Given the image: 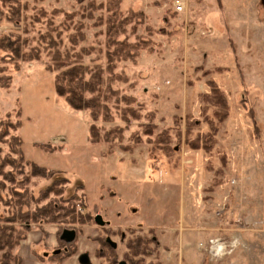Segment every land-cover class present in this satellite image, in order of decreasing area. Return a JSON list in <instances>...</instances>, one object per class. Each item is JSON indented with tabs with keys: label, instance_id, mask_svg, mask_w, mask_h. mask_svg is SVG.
I'll return each mask as SVG.
<instances>
[{
	"label": "rangeland",
	"instance_id": "1",
	"mask_svg": "<svg viewBox=\"0 0 264 264\" xmlns=\"http://www.w3.org/2000/svg\"><path fill=\"white\" fill-rule=\"evenodd\" d=\"M106 1L22 0L26 5L23 16L0 23V33L20 32L30 46L41 50L38 60L22 61L17 71L9 65L11 83L7 89L0 87V121L20 119L21 126L10 130L23 140L25 158L61 171L24 181L35 198L28 201V210L58 204L60 198L53 194L39 200L40 191L56 177H64L62 197L73 195L78 212L107 220L109 209L123 206V216L148 220L143 230L121 229L126 238L157 233L175 239L182 232H201L194 249L205 264H264V4L261 0H185V9L176 11L172 0H119L129 20L121 38L130 43L141 38L148 41L133 61L117 64L115 73L127 79L113 83L120 95L135 97L133 107L140 118L123 121L112 99L108 103L112 121L101 117L93 121L87 110L72 109L56 94V71L47 69L54 61L45 40L51 35L62 52L68 51V59L59 62L63 65L70 64L73 53L83 48L88 51L81 58L83 63L104 67ZM80 32L85 38L73 46L70 36ZM210 81L224 93L229 109L225 120L217 123L212 148L194 149L185 139L194 141L209 132L205 119L212 108L203 95ZM92 123L101 136L120 127L122 136L110 138L111 143H91ZM145 125H155L150 136L144 134ZM163 129L168 132L170 150L154 143ZM0 147L5 156L8 145L0 142ZM28 169L24 166L22 173H16V183L23 181ZM0 181L5 184L0 201V225L4 226L8 225L4 220L16 217L18 210L9 191L11 182L1 176ZM180 194L195 219L201 215L197 228L180 213ZM155 218L176 221V225L169 232L149 228ZM92 224L94 219L73 226L78 231L76 247L79 241L86 242L83 229ZM157 224L160 227L161 222ZM12 225L29 227L12 251L19 256L17 247L28 240L38 264L47 263L43 252H50L52 246L46 239H28L31 232L53 228L59 247L61 229L70 227L43 216ZM111 238L117 243L118 257L124 256V241L118 234ZM148 248V255L136 258L141 259L139 264H188L178 250L169 256L159 255L155 243Z\"/></svg>",
	"mask_w": 264,
	"mask_h": 264
},
{
	"label": "trees",
	"instance_id": "2",
	"mask_svg": "<svg viewBox=\"0 0 264 264\" xmlns=\"http://www.w3.org/2000/svg\"><path fill=\"white\" fill-rule=\"evenodd\" d=\"M107 11L105 18L106 28V64L104 67L98 64H85L82 62L83 54H87L88 51L81 48V51L73 53V60L70 64L63 65L59 63L68 59V51L62 52L60 50L59 41L55 40L51 35H47L48 40H45V35H42V41L46 44L51 60L54 61L53 65H47L49 71H56L54 76V89L56 94L63 98L66 104L72 109L87 110L90 118L95 121L101 117L104 121H112V116L108 108V103L114 99L115 105L118 107L120 118L123 121L128 122L129 118L138 120L140 113L133 104L136 102L134 96L120 95L118 89L113 86L116 80L126 81V75H118L115 73V67L122 60L133 61L138 56L139 50L148 47V41L144 39H137L134 43H130L124 36V27L129 23L127 15H124L119 8V0H107L103 3ZM25 3L22 0H0V23L5 21H14L23 16L25 9ZM134 15V13H132ZM83 33L70 36V43L74 46L78 41L84 40ZM152 46H149L148 50H151ZM41 54V50L38 46H30L29 40L20 32L10 31L8 33H0V87L7 89L11 83V74L9 65L14 70H19L20 63L22 61L38 60ZM209 91L203 95L204 101L209 108H212L211 115H207L206 123L209 126V132L204 136H198L197 140L188 141L185 139L191 148H202L204 150L212 148L215 143V134L217 129V123L225 120L228 113V103L224 93L213 83L209 82ZM123 103L122 107L120 104ZM21 126L20 119H17L15 123H12L9 119L0 121V142L8 145L9 151L5 156H2V147H0V176L4 180L11 182L9 188L12 198H14V205L16 214L11 218L4 220L8 225H0V250L2 255L0 256V264H20L19 256L12 250L18 245V242L24 238L25 232L29 230L28 226L23 228H17L12 223H23L27 221H35L38 217H42L46 220L50 219V222L59 221V225L63 226L67 224L77 231L73 226L83 225L87 221L94 219V216L89 212L82 214L78 212L76 205L72 202L73 195L68 199L62 197L61 184L66 182L64 177H56L49 186L40 191L39 200L47 199L50 194L59 196V203H45L40 208L28 210L30 200H35L32 194H30L27 186L24 185L30 177L46 178L50 174L52 177L56 171L52 169H46L43 166L38 165L34 161L25 158L22 144L23 140L19 135L11 133L10 129H15ZM155 125H151L154 127ZM149 125L144 126V134L151 135L154 128ZM187 133L189 130L187 129ZM122 129L113 128L112 131L101 133L95 124H91L89 127V140L91 143H98L100 141L110 142V138H121ZM161 146L165 150H170L169 135L166 130H161L156 135L154 143ZM40 146L47 147L50 150L55 149L51 145L40 144ZM224 161V160H223ZM5 166L12 167L11 169H5ZM28 166V172L25 173L23 181L17 183L16 173H22L23 167ZM25 181V182H24ZM14 183V185H13ZM5 189V184L0 181V201L3 200L1 190ZM84 208L86 206L83 203ZM45 217V218H44ZM48 217V218H47ZM10 223V224H9ZM27 224V223H26ZM63 229V228H62ZM61 229V230H62ZM61 233V232H60ZM99 241L100 250L97 251L99 257H105L108 260V264H114L116 259V251L112 247V242L105 241L103 235L97 237ZM61 245H65L60 241ZM71 242L66 244L68 248H72L71 252H66L61 256L54 255L52 258L55 261L59 260V263L65 260L70 253L76 251V245ZM155 239L152 235L145 237L144 235H133L127 237L125 241L126 252L124 253V259L128 264H139L142 257L148 255L150 249L148 246L154 244ZM58 258V260H57Z\"/></svg>",
	"mask_w": 264,
	"mask_h": 264
},
{
	"label": "crops",
	"instance_id": "3",
	"mask_svg": "<svg viewBox=\"0 0 264 264\" xmlns=\"http://www.w3.org/2000/svg\"><path fill=\"white\" fill-rule=\"evenodd\" d=\"M173 191V190H172ZM179 199L180 201H182L183 199V195L180 194L179 195ZM182 203V204H181ZM180 203V213L183 212L185 214V220L189 221L191 224L194 225L195 228L198 227V225H201V215H197L198 216V220L195 219L194 214H193V210L190 207H187L186 205V201H182ZM112 204V203H111ZM109 204L106 203V206H108ZM109 207H112V205H109ZM122 208L124 209L123 206H113L112 209H109L106 215V222L108 223V226L111 227L112 229H125V228H132L135 227L136 229H145L144 224H147V221L143 220V219H131V218H127L125 216H123L122 214ZM135 209V208H133ZM137 210V209H136ZM134 210V212L136 211ZM155 210H151V213L154 214ZM174 218V217H173ZM161 222V225L159 227V225L157 223ZM150 227L149 228H158V229H162L163 232H169L171 229H174V226L176 225V221L172 223V221L170 222L169 220L167 222H162L160 220L156 221V218L153 219L151 222H149ZM107 226V224H106ZM87 227V228H86ZM83 231L84 235L87 236L86 238V242L85 241H79L78 242V250L77 253L75 255H73L72 257L68 258L67 260H65L62 264H81L78 261V255L80 254H85L87 253L89 256V264H98V259L95 257V251L97 249V243L95 241L92 240L91 237H94L95 235H97V233L100 231V226L99 224H92V225H88L86 226ZM47 226L44 227V232H37L36 230L33 231V233L31 232V234L28 236V239H33V240H37L40 241L41 239H46L47 240V244H49V246L51 247V251L48 252L49 250L47 249V251L43 252V256L47 259V263L46 264H57V261H52L53 259H49V257L53 254H59L60 251V247H57V241H55V232L53 228H49ZM52 235H50V234ZM194 233V232H190V233H179L178 237H176L175 239L172 238L171 236H167L166 238H164V234H151L153 236V238L155 239V251H157V253L159 255L163 254V253H167V255L172 256V254H175L174 252L176 250H178L180 252V254L183 256L184 254V258L185 261L188 262V264H205V260L202 256H198V253L196 252V250L194 249V243L197 239H200L202 237V233L198 232ZM45 235V238L43 237V235ZM50 238H49V236ZM161 236V237H160ZM83 237V236H82ZM172 238V239H171ZM85 240V239H84ZM164 240H167V245H168V249L164 247ZM28 240H24L23 242H21V244H19V246L17 247V252L19 254V256L21 257L22 263L21 264H38L37 263V259L35 254L33 253L32 249H29V245L27 244ZM173 241V242H172ZM169 242V243H168ZM171 242V244H170ZM177 245L174 246L173 248H169L170 245H172L173 243ZM163 246H162V245ZM28 245V247H27ZM124 250V249H123ZM184 252V253H183ZM57 262V263H56ZM59 264V263H58Z\"/></svg>",
	"mask_w": 264,
	"mask_h": 264
},
{
	"label": "flooded vegetation",
	"instance_id": "4",
	"mask_svg": "<svg viewBox=\"0 0 264 264\" xmlns=\"http://www.w3.org/2000/svg\"><path fill=\"white\" fill-rule=\"evenodd\" d=\"M96 216H98L97 214H94V221H95V224H99V223H97V221H96ZM100 216V218H101V221H102V223L101 224H99V226H100V231L97 233V235H95L94 237H91L92 238V240L93 241H95L96 243H97V249H96V251H95V257L98 259V264H103V260L108 264V260H107V258H105V257H99L98 255H97V251L98 250H100L101 252H102V249L100 248V244H99V241L97 240V237H99V236H101V235H103L104 237H105V241H107V242H112V247L115 249V251H116V259H115V263L114 264H118L120 261H125V263L126 264H128L127 263V261L124 259V256L122 255L121 257H118V253H117V243H116V241L114 240V239H112L111 237L112 236H117V234L120 236V240L121 241H124V253L126 252V247H125V241H126V236L124 235V233H123V231L121 230V229H119V228H117V229H112L111 227H109L108 226V223H105L106 221L105 220H103L102 219V217H101V215H99ZM106 224H107V226H106ZM64 229H70V230H73L74 232H75V238L77 237V233H78V231H76V230H74V229H72V228H63L62 230H61V233H59V240L60 241H62L63 243H65V245H61L60 244V242H59V247H60V251H59V256H61L62 254H64V253H68V252H71L72 251V248H68V246H66V244H69V243H71V242H75V238L71 241V242H69V243H67V242H65V241H63L62 239H61V234H62V231L64 230ZM77 250H78V247H76V251L75 252H72V253H70V256H68L65 260H67L68 258H70V257H72L73 255H75L76 253H77ZM87 256V259H88V261H87V263L86 264H89V256H88V254L87 253H85ZM54 255H58V253L57 254H53V255H51V256H54ZM81 255L82 254H80V255H78V261L80 262V257H81ZM51 256L49 257V258H51ZM65 260H63V261H61L59 264H62ZM81 263V262H80ZM82 264V263H81Z\"/></svg>",
	"mask_w": 264,
	"mask_h": 264
},
{
	"label": "water",
	"instance_id": "5",
	"mask_svg": "<svg viewBox=\"0 0 264 264\" xmlns=\"http://www.w3.org/2000/svg\"><path fill=\"white\" fill-rule=\"evenodd\" d=\"M262 3L264 4V0H261ZM96 221L97 223L101 224L102 221H101V218L100 216H96ZM75 238V232L73 230H70V229H64L62 231V234H61V239L67 243L71 242L73 239ZM87 255L86 254H82L81 257H80V262L82 264H86L88 259L86 257ZM118 264H126L125 261H120Z\"/></svg>",
	"mask_w": 264,
	"mask_h": 264
},
{
	"label": "built area",
	"instance_id": "6",
	"mask_svg": "<svg viewBox=\"0 0 264 264\" xmlns=\"http://www.w3.org/2000/svg\"><path fill=\"white\" fill-rule=\"evenodd\" d=\"M172 3H173V6H174L176 11H182L185 9V7H184L185 0H172ZM221 249H222V246H217V250L220 251Z\"/></svg>",
	"mask_w": 264,
	"mask_h": 264
}]
</instances>
